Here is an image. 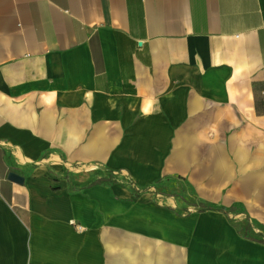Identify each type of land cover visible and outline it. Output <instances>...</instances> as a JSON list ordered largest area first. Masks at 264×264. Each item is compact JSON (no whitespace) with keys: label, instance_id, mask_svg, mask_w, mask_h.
I'll return each mask as SVG.
<instances>
[{"label":"crops","instance_id":"crops-1","mask_svg":"<svg viewBox=\"0 0 264 264\" xmlns=\"http://www.w3.org/2000/svg\"><path fill=\"white\" fill-rule=\"evenodd\" d=\"M199 165L264 182V0H0V264H264Z\"/></svg>","mask_w":264,"mask_h":264},{"label":"rangeland","instance_id":"rangeland-1","mask_svg":"<svg viewBox=\"0 0 264 264\" xmlns=\"http://www.w3.org/2000/svg\"><path fill=\"white\" fill-rule=\"evenodd\" d=\"M76 167L84 169V167ZM230 175L231 181L225 182L223 180L224 182H222V180L218 179L216 171L204 172L202 166L199 165L197 170L190 173V175L181 176L182 178L174 177V181L171 180L172 183L169 184L170 188L167 189L168 192L163 191V193L168 198L169 196H175L179 208L176 209L174 207V209L185 216L192 214L199 217L200 213L215 212L213 209L207 210L199 206L193 208V205L204 204L205 206L219 207L228 206L232 202H241L245 207V213L227 215L226 218L212 213V215H209V221H215L216 223L224 221L227 223V226H235L239 235H242L241 229L245 225L246 220H249L252 225L249 235L264 239V182H258V195L251 196L249 195V180L247 179L249 174L242 172L241 174H237L235 179H233L232 173L227 174L225 177H229ZM123 177L125 178L126 176L123 175ZM125 180L130 182L126 178ZM165 202L167 201L165 200ZM167 204L170 203L167 202ZM200 219L197 218V220ZM217 231L220 230L218 229Z\"/></svg>","mask_w":264,"mask_h":264},{"label":"trees","instance_id":"trees-1","mask_svg":"<svg viewBox=\"0 0 264 264\" xmlns=\"http://www.w3.org/2000/svg\"><path fill=\"white\" fill-rule=\"evenodd\" d=\"M200 207H203V208H207V209H215L216 211H219L223 214H228V213H236V210H237V206L236 205H231L230 207L226 208V207H215V206H205L204 204ZM248 225H246L244 227V231H245V234L244 235H247L246 233H248ZM248 239H251V238H248ZM254 240V239H253ZM257 242H260V243H263L264 240H256Z\"/></svg>","mask_w":264,"mask_h":264},{"label":"water","instance_id":"water-1","mask_svg":"<svg viewBox=\"0 0 264 264\" xmlns=\"http://www.w3.org/2000/svg\"><path fill=\"white\" fill-rule=\"evenodd\" d=\"M7 180L17 183V184H22L23 183V178L21 176H19L16 173L13 172H9L7 175Z\"/></svg>","mask_w":264,"mask_h":264}]
</instances>
